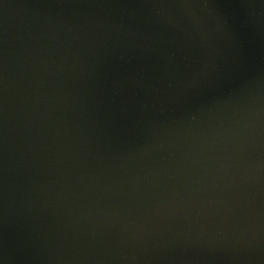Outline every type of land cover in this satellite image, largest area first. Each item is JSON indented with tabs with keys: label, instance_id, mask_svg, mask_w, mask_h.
<instances>
[{
	"label": "water",
	"instance_id": "obj_1",
	"mask_svg": "<svg viewBox=\"0 0 264 264\" xmlns=\"http://www.w3.org/2000/svg\"><path fill=\"white\" fill-rule=\"evenodd\" d=\"M0 264H264V0H0Z\"/></svg>",
	"mask_w": 264,
	"mask_h": 264
}]
</instances>
